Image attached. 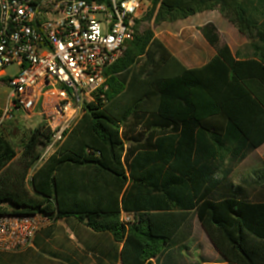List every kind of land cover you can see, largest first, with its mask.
Instances as JSON below:
<instances>
[{"label":"trees","instance_id":"1","mask_svg":"<svg viewBox=\"0 0 264 264\" xmlns=\"http://www.w3.org/2000/svg\"><path fill=\"white\" fill-rule=\"evenodd\" d=\"M150 3L155 25L216 10L251 57L236 60L208 22L199 31L216 55L180 70L151 32L135 30L105 70L107 89L31 174L48 130L38 125L19 151L0 132V215L72 216L122 242V264H152L193 213L221 257L206 264H264V202L223 186L224 159L239 162L264 143V0ZM121 210L136 223L120 224Z\"/></svg>","mask_w":264,"mask_h":264},{"label":"built area","instance_id":"2","mask_svg":"<svg viewBox=\"0 0 264 264\" xmlns=\"http://www.w3.org/2000/svg\"><path fill=\"white\" fill-rule=\"evenodd\" d=\"M143 0H0V76L9 89L2 119L22 113L48 130L31 174L61 146L84 106L105 91V70L133 40ZM101 96V95H100ZM50 218L41 214L0 215V252L31 245ZM137 214L121 210L125 228Z\"/></svg>","mask_w":264,"mask_h":264},{"label":"crops","instance_id":"3","mask_svg":"<svg viewBox=\"0 0 264 264\" xmlns=\"http://www.w3.org/2000/svg\"><path fill=\"white\" fill-rule=\"evenodd\" d=\"M215 11L201 12L180 20L194 30V32L185 30V35L190 38H185L182 43L179 42L181 44L176 45L175 42L169 41L162 35L163 32L170 34L168 30L155 33L153 38L161 42L176 59L180 65L178 69L201 68L216 55L214 48L199 31L200 27L211 22L215 25L219 35L220 30L216 23L215 13L217 12ZM141 14L142 12H139L138 17ZM219 16L221 15L219 14ZM229 24L231 28L228 29L230 33L225 44L231 55L236 57V60L251 57L248 40L238 32L235 26ZM224 163L230 167L229 173L225 175L226 181L223 185L226 191L227 187H240L248 201L264 202V182H262L264 181V143L254 151L247 153L241 161L230 162V159L226 157ZM244 172L250 173V175L245 178ZM222 176V173L218 172L215 178ZM122 245L123 243L116 241L111 233L95 232L75 217L52 218L35 234L29 247L17 251L0 252V264H122ZM219 262H221L219 253L213 247L193 213L179 227L157 259L151 260L152 264Z\"/></svg>","mask_w":264,"mask_h":264},{"label":"rangeland","instance_id":"4","mask_svg":"<svg viewBox=\"0 0 264 264\" xmlns=\"http://www.w3.org/2000/svg\"><path fill=\"white\" fill-rule=\"evenodd\" d=\"M151 0H143V3L140 8V12H142L141 16L137 19L139 21L137 25V33L143 34L144 32H151L153 37L155 33H158L163 30H168L170 34L167 32H163L162 35L168 39L169 41L175 42L176 45L184 42L185 38H190V36L185 35V30H191L194 32L193 28L186 26L185 22L177 21V22H162L159 25H155L153 23V16L150 19H146V14L150 11V3ZM217 12V11H215ZM217 16V26L220 30L219 36L221 43H225L227 40V36L229 35V30L231 25L221 16H219L218 12L215 13ZM193 39V38H192ZM181 42V43H179ZM1 69V68H0ZM4 76H0V108L1 114L0 119L2 118V113L4 107L6 105V97L9 92L8 87L5 84V80L8 77L14 76L17 73L15 67H5L3 68ZM34 129V123L30 122L26 117L19 112L13 113L10 119H2L0 122V132L3 136H5L12 144L16 151H19L21 142L25 138V136ZM250 173L244 172L243 176L247 178Z\"/></svg>","mask_w":264,"mask_h":264}]
</instances>
